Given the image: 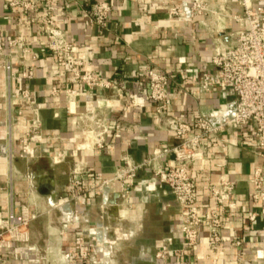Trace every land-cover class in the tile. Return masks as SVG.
<instances>
[{
    "label": "crops",
    "instance_id": "1",
    "mask_svg": "<svg viewBox=\"0 0 264 264\" xmlns=\"http://www.w3.org/2000/svg\"><path fill=\"white\" fill-rule=\"evenodd\" d=\"M95 1L56 0L46 9L72 44L74 54L85 62V68L113 83L115 88L108 90L71 83L45 48L39 24L28 21L36 13L26 17L20 9H4V1L0 0V62L10 59L15 72L6 89L0 69V216L8 210L18 213L22 207L35 214L41 202L53 208L58 197L71 196L65 185L75 164L83 162L88 169L87 180L73 194L87 186L91 190L72 204L77 211L73 221L64 226L61 217V228L50 231L59 238L62 251L74 252V239L79 236L102 264H264V198L256 207L249 183L253 167L261 166L264 173V149L256 146L250 126L211 135L210 157L201 171L188 163L201 210L209 203V183L221 174L235 182L217 252L205 258L208 231L201 225L198 243L187 255L154 258L161 245L181 247L177 201L166 185L148 191L149 181L155 178L154 166L148 162L153 147L173 145L176 140L158 124L147 84L138 81L150 69L165 73L170 89L169 114L188 123L200 112L233 101V95L218 89L200 92L198 81L203 72L213 70L211 57L215 50L234 41L231 31L237 25L229 15L240 10L237 1L207 0L212 9L223 5L226 11L208 14L202 24L196 19L188 23L168 19L166 5L177 2L108 0L112 9L105 29L90 23ZM255 3L262 5L264 0ZM18 35L30 49L26 61L14 56L15 51L8 46V41ZM29 67L32 77L23 78L22 73ZM22 90H28L31 106L19 97ZM70 92H74L72 97ZM32 106L37 109L42 140L38 145L28 144L32 158H19L23 125L32 115ZM89 107H94L106 124L104 144L81 149L79 145L90 141L77 133L75 121ZM58 152L64 160L54 164L52 156ZM124 155L140 165L133 195L126 200L118 197L115 204L104 207L101 182L114 175ZM170 158L163 156L155 165L163 166ZM27 173L31 176L26 177ZM255 210V219L249 221L248 215ZM97 225L103 226V240L109 247L92 241L102 232ZM235 239L241 241L239 247L233 245ZM36 246L12 242L8 249L0 250L1 259L8 264H36ZM105 248L111 251L107 257H103ZM70 264L87 263L74 253Z\"/></svg>",
    "mask_w": 264,
    "mask_h": 264
},
{
    "label": "built area",
    "instance_id": "2",
    "mask_svg": "<svg viewBox=\"0 0 264 264\" xmlns=\"http://www.w3.org/2000/svg\"><path fill=\"white\" fill-rule=\"evenodd\" d=\"M4 9L17 8L27 17L30 13H36L35 17L28 18L29 22L39 24V34L44 38V46L54 57L59 69L68 75L71 83H81L87 88H99L103 90L113 89L115 86L111 81L99 76L94 71L85 68L83 59L74 54L73 46L65 38V33L60 29L55 20L46 9L56 0H3ZM225 2L227 0H224ZM240 10L232 11L229 17L236 23L237 27L231 31L234 41L231 45L215 50L212 54V71L203 72L198 81V89L202 93H210L218 89L222 93H229L235 99L222 108L200 112L192 123L175 118L169 114L168 76L156 69H150L138 81V84H147L148 98L154 103L158 124L176 140L169 146L153 147L148 159L154 166L155 178L149 181L148 191L162 189L164 185L174 196L181 211L180 232L181 247L170 249L167 245H161L154 253V258L164 260L170 254L185 256L198 243V232L201 225H205L208 231V239L205 243V258L215 254L222 238V230L226 223L224 214L228 210V203L232 199L235 182L229 180L224 174L217 177L213 183L207 186L209 203L201 210L197 194V186L192 179L188 163L201 171L209 159V138L211 135H222L223 133L236 131L250 126L255 134V143L259 149H264V4H256L255 0H236ZM167 4L166 13L168 19H174L181 23L197 20L204 24L208 14L225 12V6H218L216 10L210 7L207 0H163ZM112 5L108 0H96L90 15V23L98 25L101 29L107 27ZM14 56L26 61L30 55V49L26 46L24 39L18 35L8 41ZM0 69L3 71V82L6 89L9 88L15 78L10 59H2ZM32 68L24 70L23 78L32 77ZM55 92V90L53 91ZM74 92H70L72 97ZM19 97L31 106L28 90H22ZM18 114H21L18 111ZM81 124V127H79ZM77 133L89 140L87 145H79L83 149L95 145L103 147V135L106 132L104 120L98 117L94 107H89L84 113L77 116L75 121ZM22 148L18 153L20 158H32V150L28 144L38 145L42 140L40 122L37 109L32 106V115L23 125ZM86 134V135H85ZM163 156H171L165 164L155 165ZM11 158L15 157L11 155ZM64 156L58 152L52 156V163H61ZM122 164L111 178L104 179L100 185L101 202L104 207L111 206L110 200L113 193L119 194V199L126 200L133 195L134 180L140 165L133 164L125 155L121 157ZM88 169L83 162H78L73 167L65 190L71 196H63L55 201L63 202L68 208L63 211L60 207L64 226L73 221L77 211L72 204L77 199L83 198L88 187L79 193L73 194L74 190L81 188L87 180ZM27 173L26 177H30ZM251 186V200L257 207L264 198V173L261 166L253 167L249 178ZM256 210L248 215V220L253 221ZM35 218V214H29L25 207L18 213L8 210L0 216V250L8 249L12 242H24L28 239L24 232L28 222ZM101 233L92 237V241H101L104 247H109L102 225H97ZM235 247L241 245L239 239L233 241ZM74 252L63 251L62 261L69 264L73 254L87 264H102L96 253L90 251L82 237L74 239ZM107 248L103 251V257H107ZM0 263L8 264L1 259ZM238 262L242 257L238 254Z\"/></svg>",
    "mask_w": 264,
    "mask_h": 264
},
{
    "label": "rangeland",
    "instance_id": "3",
    "mask_svg": "<svg viewBox=\"0 0 264 264\" xmlns=\"http://www.w3.org/2000/svg\"><path fill=\"white\" fill-rule=\"evenodd\" d=\"M37 204L39 206H37L35 218L28 222L24 230L28 239L19 243L37 245L35 247L36 264H64L62 261L63 251L59 247V238L50 232L58 231L61 228L59 206L54 204L53 208H46V203Z\"/></svg>",
    "mask_w": 264,
    "mask_h": 264
},
{
    "label": "bare ground",
    "instance_id": "4",
    "mask_svg": "<svg viewBox=\"0 0 264 264\" xmlns=\"http://www.w3.org/2000/svg\"><path fill=\"white\" fill-rule=\"evenodd\" d=\"M86 135V134H85ZM56 204V203H55ZM58 205L59 207L63 210V211H66L67 210V207L66 205L63 203V202H58ZM58 207V206H57ZM122 216V215H121Z\"/></svg>",
    "mask_w": 264,
    "mask_h": 264
},
{
    "label": "water",
    "instance_id": "5",
    "mask_svg": "<svg viewBox=\"0 0 264 264\" xmlns=\"http://www.w3.org/2000/svg\"><path fill=\"white\" fill-rule=\"evenodd\" d=\"M118 197H119V194L118 193H114L113 194V198L114 199L110 200V204L111 205L115 204L116 203V200L115 199L118 198Z\"/></svg>",
    "mask_w": 264,
    "mask_h": 264
}]
</instances>
